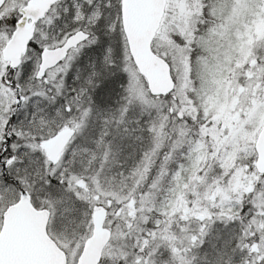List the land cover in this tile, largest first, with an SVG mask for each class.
<instances>
[{
    "label": "snow or ice",
    "instance_id": "obj_1",
    "mask_svg": "<svg viewBox=\"0 0 264 264\" xmlns=\"http://www.w3.org/2000/svg\"><path fill=\"white\" fill-rule=\"evenodd\" d=\"M0 264H264V0H0Z\"/></svg>",
    "mask_w": 264,
    "mask_h": 264
}]
</instances>
